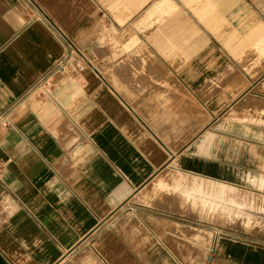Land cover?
Returning <instances> with one entry per match:
<instances>
[{
  "label": "crops",
  "instance_id": "obj_1",
  "mask_svg": "<svg viewBox=\"0 0 264 264\" xmlns=\"http://www.w3.org/2000/svg\"><path fill=\"white\" fill-rule=\"evenodd\" d=\"M263 153L264 0H0V264H264L143 202Z\"/></svg>",
  "mask_w": 264,
  "mask_h": 264
},
{
  "label": "rangeland",
  "instance_id": "obj_2",
  "mask_svg": "<svg viewBox=\"0 0 264 264\" xmlns=\"http://www.w3.org/2000/svg\"><path fill=\"white\" fill-rule=\"evenodd\" d=\"M217 182L165 170L148 186L150 197L143 202L164 208L176 223L264 246L262 157H257L250 170L240 171L238 180L221 192Z\"/></svg>",
  "mask_w": 264,
  "mask_h": 264
},
{
  "label": "bare ground",
  "instance_id": "obj_3",
  "mask_svg": "<svg viewBox=\"0 0 264 264\" xmlns=\"http://www.w3.org/2000/svg\"><path fill=\"white\" fill-rule=\"evenodd\" d=\"M219 184V185H218ZM228 184L224 183V182H217V189L219 190V192H221Z\"/></svg>",
  "mask_w": 264,
  "mask_h": 264
}]
</instances>
